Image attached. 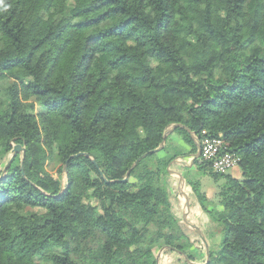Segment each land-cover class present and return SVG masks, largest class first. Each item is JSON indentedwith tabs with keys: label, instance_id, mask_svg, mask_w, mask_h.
<instances>
[{
	"label": "trees",
	"instance_id": "16d2710c",
	"mask_svg": "<svg viewBox=\"0 0 264 264\" xmlns=\"http://www.w3.org/2000/svg\"><path fill=\"white\" fill-rule=\"evenodd\" d=\"M219 137L240 178L195 159ZM161 251L264 264V0H0V264Z\"/></svg>",
	"mask_w": 264,
	"mask_h": 264
},
{
	"label": "rangeland",
	"instance_id": "374dc122",
	"mask_svg": "<svg viewBox=\"0 0 264 264\" xmlns=\"http://www.w3.org/2000/svg\"><path fill=\"white\" fill-rule=\"evenodd\" d=\"M176 162L180 163L182 166H187V167H190V168L192 167V163H193L191 161V159H184V158H178V159H176ZM181 165L180 166H175V167L173 166V168L170 167L171 174H172V178L170 180H174V181H171V182L175 183L177 185V187L179 186V191H178V198L179 199H178V202H182L184 204V207L181 208V211H182V214H183V221H184L185 214L187 213L188 210H187V207H186L185 200L182 198V196H180V184H179L180 178L178 176L181 175L182 177H184L183 175H185L186 171L184 169H182ZM50 169H52V167ZM235 172L240 173L239 172V168H235L233 170H230V172L228 174H235ZM187 178L189 180H193L195 178H198L201 181V192L206 194V196L210 200H214L216 198L217 193L219 191V184L215 183L209 176L204 175V174L200 175V173L198 171H196V169L195 170L192 169L187 174ZM185 186H186V184H185ZM184 191H185V189H183V193H184ZM26 211L27 212H32L33 210L29 208ZM191 219H192V214L190 215V212H189L188 217H187V221H188V223L190 225H192L190 223ZM185 226H186V228L192 230L191 226H188L186 224H185ZM163 252L164 251H161L159 253V255H158L159 260H160V264H162L161 263V257H162Z\"/></svg>",
	"mask_w": 264,
	"mask_h": 264
},
{
	"label": "built area",
	"instance_id": "2783aa9c",
	"mask_svg": "<svg viewBox=\"0 0 264 264\" xmlns=\"http://www.w3.org/2000/svg\"><path fill=\"white\" fill-rule=\"evenodd\" d=\"M200 145L203 160L210 163L215 173L227 174L230 170L239 168L240 157L227 151L222 137L205 139Z\"/></svg>",
	"mask_w": 264,
	"mask_h": 264
},
{
	"label": "water",
	"instance_id": "95a60500",
	"mask_svg": "<svg viewBox=\"0 0 264 264\" xmlns=\"http://www.w3.org/2000/svg\"><path fill=\"white\" fill-rule=\"evenodd\" d=\"M178 127H181V125H177V126H175L173 129H171L166 135H165V137H164V141H163V143H162V145H161V149L164 147V145H165V140H166V138H167V136L168 135H170L175 129H177ZM24 151V148H22V147H17V148H15V150H14V156H13V158L11 159V161L9 162V164H8V167H9V165L11 164V162H12V160L14 159V157L16 156V154H17V152L18 151ZM197 150H198V152H197V155H196V157H195V159H199L200 157H201V145L200 144H198L197 145ZM78 156H80V155H78ZM147 157V155H144L143 157H142V159L143 158H146ZM141 160V159H140ZM140 160H138L137 162H136V164H138L139 163V161ZM179 178H180V181H181V184H180V196H182L183 195V189H184V187H185V184H186V180L184 179V177H182L181 175H179L178 176ZM128 180V177H127V179L125 180V181H127ZM185 202H186V207H187V213L185 214V217H184V223L186 224V225H188V226H191L192 227V229H194V230H196L198 233H200L197 229H196V227H194V226H192V225H190L189 223H188V221H187V217H188V214H189V212H190V204H189V202L185 199ZM204 240V239H203ZM205 241V240H204ZM206 243V242H205ZM207 245V244H206ZM161 257V256H160ZM160 262V261H159Z\"/></svg>",
	"mask_w": 264,
	"mask_h": 264
},
{
	"label": "crops",
	"instance_id": "0c3cea01",
	"mask_svg": "<svg viewBox=\"0 0 264 264\" xmlns=\"http://www.w3.org/2000/svg\"><path fill=\"white\" fill-rule=\"evenodd\" d=\"M231 175L236 177V178H240L241 177V172L240 173L235 172V174H231Z\"/></svg>",
	"mask_w": 264,
	"mask_h": 264
},
{
	"label": "bare ground",
	"instance_id": "6f19581e",
	"mask_svg": "<svg viewBox=\"0 0 264 264\" xmlns=\"http://www.w3.org/2000/svg\"><path fill=\"white\" fill-rule=\"evenodd\" d=\"M185 189V188H184ZM182 198L185 200V198L183 197V195H182Z\"/></svg>",
	"mask_w": 264,
	"mask_h": 264
}]
</instances>
